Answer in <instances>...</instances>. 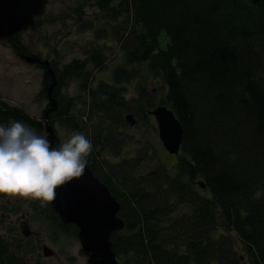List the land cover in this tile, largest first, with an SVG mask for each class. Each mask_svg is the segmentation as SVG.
Instances as JSON below:
<instances>
[{"label":"trees","instance_id":"16d2710c","mask_svg":"<svg viewBox=\"0 0 264 264\" xmlns=\"http://www.w3.org/2000/svg\"><path fill=\"white\" fill-rule=\"evenodd\" d=\"M21 2L0 0V32L27 54L29 30L45 38L44 26L67 28L69 20L87 35L69 41L79 48L69 62L58 47L65 29L54 36L56 110L46 116L54 78L34 64L43 70L41 117L0 94V124L20 121L45 136L49 123L55 147L64 142L60 128L91 140L87 165L124 222L109 237L118 262L264 264V197L252 198L264 188V0H60V12L32 19ZM159 106L183 127L169 165L160 142L128 132L127 115L150 126ZM129 142L135 154H125ZM29 212L62 235H79L51 202L0 195V264H32L36 232L26 236L13 221Z\"/></svg>","mask_w":264,"mask_h":264},{"label":"rangeland","instance_id":"374dc122","mask_svg":"<svg viewBox=\"0 0 264 264\" xmlns=\"http://www.w3.org/2000/svg\"><path fill=\"white\" fill-rule=\"evenodd\" d=\"M35 2L37 1L22 0L21 2L23 14L29 15L30 19L60 12L63 6L60 0H44L38 4H35ZM67 22V28L63 26L59 27L57 24L44 26L42 33L45 34V38L41 35L40 30H29L25 34V44L31 47L34 55L41 53L44 58L43 60L51 59L54 56L51 49V47L55 46L54 36L64 28L65 31L61 32V35H63L61 42L63 41L62 43H64L68 40V47H65L62 43L58 44V47L63 55L62 61L69 62L74 56L79 55V48L75 45L72 47L70 42H75V39L78 42H82V38L86 37L87 33H82L69 27L72 21L68 20ZM15 50L6 41L4 36H0V94L11 104L22 106L32 115L40 118L47 106V101L38 97V93L42 87L43 70L36 65L24 61ZM109 71L111 72V69ZM109 71H99L98 76L106 78L110 74ZM134 92L135 89L130 87V94ZM128 132L134 133V135L136 133L138 137L141 136L144 140H150L158 145L160 142V150H162L160 152L163 155V159L168 165L173 161L172 156L174 155L167 152L159 138V129L155 118L150 120V126L130 125ZM57 133L64 142H67L72 136L68 130L63 128H60ZM135 147V142L127 143L124 148L125 154H135ZM167 157L171 160H167ZM25 214L27 216H24V218L22 217L23 214H20L18 217L15 216L13 221H17L20 231L28 227L36 232V235L32 237L34 242H38V248L35 255L32 256V264H87L85 258H82L78 254L80 244L78 236L70 237L62 235L47 223L34 219L30 212ZM46 246L53 250L54 254L52 256H46L44 252ZM238 252L245 256V252L240 248H238ZM245 260V262L248 261L247 259Z\"/></svg>","mask_w":264,"mask_h":264},{"label":"water","instance_id":"95a60500","mask_svg":"<svg viewBox=\"0 0 264 264\" xmlns=\"http://www.w3.org/2000/svg\"><path fill=\"white\" fill-rule=\"evenodd\" d=\"M0 35L6 38L23 60L32 65L39 64L45 67L49 75L54 78L49 88L51 107L46 113L48 117V114L57 108L56 100L52 97V90L57 81L50 62L24 52L21 46L12 43L5 32H0ZM150 113L158 122L159 137L164 148L171 155H178L183 141V127L174 111L167 106H159ZM126 119L132 126L136 124L133 114L127 115ZM45 128V136L55 147L57 134L54 127L46 123ZM199 184L205 187L202 182ZM51 204L64 222L72 223L79 228V237L83 245L86 249L88 246L92 247L93 253L97 258L99 257L95 264H120L112 253L109 242L110 234L124 228L123 220L118 217L120 204L107 187L95 177L88 165L82 177L73 179L57 189L56 199ZM23 231L26 236H30V228H24ZM44 252L46 256L54 254L47 246Z\"/></svg>","mask_w":264,"mask_h":264},{"label":"clouds","instance_id":"9594fccd","mask_svg":"<svg viewBox=\"0 0 264 264\" xmlns=\"http://www.w3.org/2000/svg\"><path fill=\"white\" fill-rule=\"evenodd\" d=\"M93 144L74 134L59 147L20 121L0 124V195L54 202L57 189L83 176ZM234 158V157H230ZM264 197L257 189L253 199Z\"/></svg>","mask_w":264,"mask_h":264},{"label":"flooded vegetation","instance_id":"af4514ba","mask_svg":"<svg viewBox=\"0 0 264 264\" xmlns=\"http://www.w3.org/2000/svg\"><path fill=\"white\" fill-rule=\"evenodd\" d=\"M79 248H78V254L82 257L85 258L87 264H95V262H97V260H99V257H96V254L93 253V248L89 247L86 249V246L83 245V242L81 240V238L79 237Z\"/></svg>","mask_w":264,"mask_h":264},{"label":"bare ground","instance_id":"6f19581e","mask_svg":"<svg viewBox=\"0 0 264 264\" xmlns=\"http://www.w3.org/2000/svg\"><path fill=\"white\" fill-rule=\"evenodd\" d=\"M154 116V115H153ZM175 156V155H174Z\"/></svg>","mask_w":264,"mask_h":264}]
</instances>
